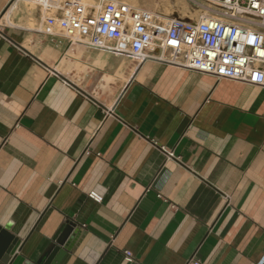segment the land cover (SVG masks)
<instances>
[{"label": "crops", "instance_id": "obj_1", "mask_svg": "<svg viewBox=\"0 0 264 264\" xmlns=\"http://www.w3.org/2000/svg\"><path fill=\"white\" fill-rule=\"evenodd\" d=\"M13 3L0 0L13 264L35 263L68 218L57 264H127L125 250L143 264H264V86L49 37L38 8Z\"/></svg>", "mask_w": 264, "mask_h": 264}, {"label": "built area", "instance_id": "obj_2", "mask_svg": "<svg viewBox=\"0 0 264 264\" xmlns=\"http://www.w3.org/2000/svg\"><path fill=\"white\" fill-rule=\"evenodd\" d=\"M26 1L39 7L36 30L43 35L264 86V0H206L209 10L197 19L166 16L122 0ZM89 196L103 201L95 191ZM123 254L127 264H143L132 251Z\"/></svg>", "mask_w": 264, "mask_h": 264}, {"label": "water", "instance_id": "obj_3", "mask_svg": "<svg viewBox=\"0 0 264 264\" xmlns=\"http://www.w3.org/2000/svg\"><path fill=\"white\" fill-rule=\"evenodd\" d=\"M77 223L71 218L66 219L54 233L51 242L41 257L32 263L25 260L22 264H57L66 254L72 240L69 238L74 234ZM22 246V241L5 229L0 228V264H13L17 257L16 252Z\"/></svg>", "mask_w": 264, "mask_h": 264}, {"label": "rangeland", "instance_id": "obj_4", "mask_svg": "<svg viewBox=\"0 0 264 264\" xmlns=\"http://www.w3.org/2000/svg\"><path fill=\"white\" fill-rule=\"evenodd\" d=\"M21 1V0H17ZM90 3H97V0H88ZM136 6L144 7L162 13L166 16H183L197 19L209 10V3L206 0H122ZM31 4V3H30ZM39 9L35 4H31ZM177 15L174 12H177ZM185 14V15H184ZM38 25V22H37ZM35 25V27H37ZM33 26V25H31ZM46 41V39H45ZM71 42L70 40H68ZM77 42V41H75Z\"/></svg>", "mask_w": 264, "mask_h": 264}, {"label": "bare ground", "instance_id": "obj_5", "mask_svg": "<svg viewBox=\"0 0 264 264\" xmlns=\"http://www.w3.org/2000/svg\"><path fill=\"white\" fill-rule=\"evenodd\" d=\"M174 1V0H173ZM190 1V0H189ZM17 2V0H15V2L12 4V7L14 6V4ZM11 7V8H12ZM14 8V7H13ZM178 11L177 12H174L175 15H177ZM179 14V13H178ZM185 15V14H184Z\"/></svg>", "mask_w": 264, "mask_h": 264}]
</instances>
